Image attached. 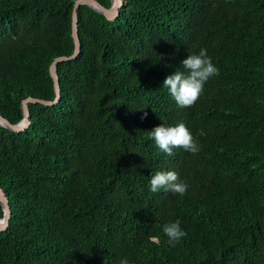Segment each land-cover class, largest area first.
I'll return each instance as SVG.
<instances>
[{
    "label": "trees",
    "instance_id": "obj_1",
    "mask_svg": "<svg viewBox=\"0 0 264 264\" xmlns=\"http://www.w3.org/2000/svg\"><path fill=\"white\" fill-rule=\"evenodd\" d=\"M75 1L0 0L10 124L24 100L55 99L49 68L74 52ZM121 1L114 20L79 7L59 102L29 104L24 131L0 126V264H264V0ZM201 48L219 75L178 108L163 81ZM179 123L199 153L168 156L148 135ZM157 171H175L186 194L152 193ZM176 220L186 236L172 247L162 226Z\"/></svg>",
    "mask_w": 264,
    "mask_h": 264
},
{
    "label": "clouds",
    "instance_id": "obj_2",
    "mask_svg": "<svg viewBox=\"0 0 264 264\" xmlns=\"http://www.w3.org/2000/svg\"><path fill=\"white\" fill-rule=\"evenodd\" d=\"M181 69L166 77L162 86L167 89L178 108L191 107L203 95L204 85L209 79L219 75V70L207 55V50L203 48L198 54L188 55L181 61ZM148 135L154 140L158 149L168 156L174 155V149H182L193 155L201 150L198 142L183 123L176 126H157L148 132ZM149 183L152 193L164 190L180 196H184L189 187L186 183L179 181L175 171H157L152 175ZM162 231L167 237L168 245L172 247L186 236V232L180 227L179 220L165 223ZM152 239L158 238L152 237ZM119 264H129V261L125 257L119 261Z\"/></svg>",
    "mask_w": 264,
    "mask_h": 264
},
{
    "label": "water",
    "instance_id": "obj_3",
    "mask_svg": "<svg viewBox=\"0 0 264 264\" xmlns=\"http://www.w3.org/2000/svg\"><path fill=\"white\" fill-rule=\"evenodd\" d=\"M121 0H111L110 8H104L95 0H76L73 5L72 14H71V36L74 42V52L72 55L67 57H59L53 61L49 68V73L53 81V88L55 93V99L53 101H44L38 100L34 98H28L22 102V111H23V118L17 124H10L6 121L2 116H0V126L8 129L12 132H21L28 128L30 123V116L28 105L29 104H42L44 106H53L59 102L60 99V89H59V81L56 74V67L61 62H67L75 59L80 51V42L77 33V11L80 6L86 5L92 8L97 13L103 15L107 20H114L118 15V10L122 6ZM0 204L3 210V218L0 219V232L7 229L9 225V220L11 217L10 207L8 198L6 197L3 190L0 188Z\"/></svg>",
    "mask_w": 264,
    "mask_h": 264
}]
</instances>
